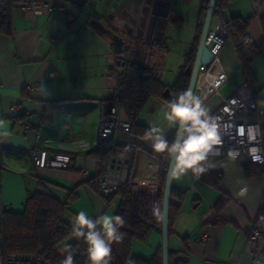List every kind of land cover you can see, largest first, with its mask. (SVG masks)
<instances>
[{
    "label": "crops",
    "instance_id": "crops-1",
    "mask_svg": "<svg viewBox=\"0 0 264 264\" xmlns=\"http://www.w3.org/2000/svg\"><path fill=\"white\" fill-rule=\"evenodd\" d=\"M167 9L170 4V24L162 39L175 38L181 42L185 32L189 33V49L193 44L202 0H163ZM62 7L50 13L25 12L20 4L12 11L13 32L11 36L0 33V120L5 122L9 135L0 137V226L2 211L22 212L26 200L37 188V179L47 180V188L61 201L68 192L76 188L77 199L68 206L67 219L74 220L79 211H85L90 218L113 215L109 204L90 184L97 172V160L87 152L97 144L96 126L100 99L110 95H77V65L63 64L75 40L73 24ZM57 8V9H56ZM205 13L203 15L204 20ZM252 17L247 28L248 37L257 44L264 42V0H228L222 10V17ZM220 16L212 17L210 29L215 27ZM202 20V23H203ZM190 22V24H189ZM65 26L68 29L64 36ZM62 31L60 39L52 42L49 35ZM172 32L175 34L172 38ZM64 36V37H63ZM105 43V42H104ZM72 59V58H71ZM219 68L224 74L221 85L203 102L210 114L241 83L247 75L238 59L235 45L228 40L218 54ZM105 69L115 67L112 52L105 51ZM253 74L251 84L258 102V111L245 113V121L264 123V51L250 65ZM116 69V68H114ZM112 69L111 71H113ZM163 80L161 69L156 70ZM178 74V73H177ZM26 82L37 83L31 92L24 90ZM171 84V83H167ZM107 84L105 92H107ZM108 94V93H107ZM168 103L161 99L150 100L140 112L137 120L159 127L165 137L175 128L164 119ZM27 125L29 127H27ZM71 126L72 134L65 128ZM80 133V136H76ZM48 152L70 156L66 167H44L36 169L31 153L36 146V135ZM72 137L71 143L59 144L58 138ZM144 136L135 137L130 132L117 131L113 142L140 146L129 178L131 181H147L151 174L158 176L159 168L169 162L167 153H156L151 142ZM213 172H222L220 189L229 195V200L216 210L221 198L219 190L196 180L190 172L179 180L173 179V186L185 190L179 207L174 210L169 235V248L184 256L187 264H200L203 257L217 261H231L236 264H253L250 253L252 246L246 240L244 230L256 219L264 205V171L250 166V175H245L242 158L222 157L207 159L204 163ZM247 186L244 197L236 194ZM177 204L178 201L174 200ZM147 243L138 245L132 254L150 258L161 246L160 228L153 229ZM264 244V238H262ZM62 258L67 253L64 247L57 250ZM264 255V253H262Z\"/></svg>",
    "mask_w": 264,
    "mask_h": 264
},
{
    "label": "trees",
    "instance_id": "trees-1",
    "mask_svg": "<svg viewBox=\"0 0 264 264\" xmlns=\"http://www.w3.org/2000/svg\"><path fill=\"white\" fill-rule=\"evenodd\" d=\"M40 1L43 0H0V33L7 36L12 35V11L16 4ZM227 3L228 0L216 1L213 18L218 15L225 22L229 30L228 40H231L235 45L240 64L247 75V82H250L253 77L250 65L264 51V42L257 44L248 37L247 28L251 16L229 17L226 20L222 17V10ZM207 4L208 0H202L193 44L184 55L183 63L173 83H164L158 77L154 67L135 58H122L125 63L121 62L116 66V87L110 96L100 99V102H112L117 108V116L129 124L127 132L135 137L144 136L149 129L148 125L138 122L137 118L150 100L161 99L168 103L170 100L162 96L167 87L174 97L187 90L190 75L185 70L188 65L193 63L202 29V17ZM175 133L176 128L165 139L171 143ZM139 148L138 144L115 143L112 139L104 144H96L93 149L87 152L97 160V167L107 159H128L125 186L115 194L106 196L100 192L98 180L100 171L98 168L96 174L89 181L107 203H110L114 197L118 199L116 210L112 216L120 215L125 220L124 225L120 227V231L124 233L123 240L112 244L110 261L113 264H162L161 247L156 249L150 258H144L131 252L134 240H145L153 229L160 227L164 180L168 166L167 162L166 165L159 168L158 183L131 181L129 175ZM250 166L252 165L245 164L244 173L247 176L251 174ZM191 175L194 177L192 173ZM221 178L222 172H213L209 168L208 171L200 175L199 179L195 178L220 191L221 198L216 205L217 211L229 200V195L220 189ZM45 181L47 180L37 179L38 188L28 196L22 212L2 211L0 234L3 238L5 252L8 254L39 253L50 264H61L65 257L59 256L57 250L62 247L67 238L73 236L75 242L71 245V251L77 250L74 264H88L87 246L82 238L78 239L72 234V224L67 219L68 206L78 198V191L76 188L70 189L66 199L61 201L47 188ZM184 193L185 190L172 186L169 205V235L171 234L174 210L179 207ZM174 200H177L178 203L176 204ZM92 219H96V217H92ZM255 220L256 224L264 226V205L261 206ZM176 255V251L170 250V264H176L173 262Z\"/></svg>",
    "mask_w": 264,
    "mask_h": 264
},
{
    "label": "built area",
    "instance_id": "built-area-1",
    "mask_svg": "<svg viewBox=\"0 0 264 264\" xmlns=\"http://www.w3.org/2000/svg\"><path fill=\"white\" fill-rule=\"evenodd\" d=\"M20 6L25 12L50 13L57 6L56 0H43L40 2H22ZM74 17L67 15L68 23H71ZM63 35L62 31L55 35H49L50 41L54 42ZM229 39V30L225 22L218 18L215 27L209 30L205 45L212 53L210 62L199 66L198 80L194 94L199 96L202 103L211 95L223 82L224 74L219 68L218 54L223 45ZM0 82V88H1ZM37 83L26 82L24 90L31 92L37 87ZM258 102L254 96L251 84L247 81L241 83L236 89L223 100V102L210 115L218 118L220 128L221 143L216 146L214 151L209 154L208 159H218L222 157L233 158L229 152L234 153L235 158H242L244 164L255 166L256 169L264 171V123L245 121L242 115L258 111ZM27 127H29L27 125ZM65 128L71 135V126ZM251 129V132H250ZM117 131H129V124L117 116L116 106L109 101H103L99 104V114L96 126L97 144L110 142ZM80 136V133H76ZM254 135L255 139H249ZM59 144L63 142L71 143L72 137L58 138ZM259 151L256 155L260 160L253 159L252 149ZM32 161L36 169L51 167L62 168L69 163L70 156L63 153L48 152L41 144L40 135H36V146L31 153ZM99 189L103 195L115 194L118 190L124 188L126 183L128 165L122 159L121 162H112V159L105 160L99 165ZM147 182L158 183V176L151 174ZM246 240L252 246L250 256L253 264H264V226L256 224L253 220L244 230ZM0 264H50L39 253H17L8 254L5 252L3 238L0 234ZM110 264H113L110 261ZM176 264H187L179 261ZM200 264H236L231 261H217L213 258L203 257Z\"/></svg>",
    "mask_w": 264,
    "mask_h": 264
},
{
    "label": "clouds",
    "instance_id": "clouds-1",
    "mask_svg": "<svg viewBox=\"0 0 264 264\" xmlns=\"http://www.w3.org/2000/svg\"><path fill=\"white\" fill-rule=\"evenodd\" d=\"M167 111L163 113L164 119L170 127L176 128L173 141L165 139L163 131L156 126H150L145 132V139L151 142L156 153H167L174 159L171 169V178L181 179L191 172L196 179L208 171L204 166L210 153L221 143L218 118L210 115V109L205 106L200 97L191 90L178 93L168 102ZM251 132V129H250ZM183 133V136H181ZM9 135L5 122L0 120V137ZM249 139H255L250 135ZM257 148L252 149L253 159L260 160L256 155ZM234 157V153L229 152ZM248 192L247 186L242 187L236 194L244 197ZM125 220L120 215H101L92 219L85 211H79L72 221V234L82 238L87 248L88 264H110L112 244L120 242L124 233L120 231ZM67 253L61 264H74L71 245L65 244Z\"/></svg>",
    "mask_w": 264,
    "mask_h": 264
},
{
    "label": "rangeland",
    "instance_id": "rangeland-1",
    "mask_svg": "<svg viewBox=\"0 0 264 264\" xmlns=\"http://www.w3.org/2000/svg\"><path fill=\"white\" fill-rule=\"evenodd\" d=\"M123 0H89L83 8L75 7L64 0H58L62 5L59 9L62 10V15L69 13L74 17L72 22L73 35H70V40H75L74 46H71L63 64L73 62L77 65V76L82 79L76 80L77 95H97L101 97L103 94L110 95L116 87V64L113 71L105 69L102 61H104L105 51L108 48L109 53L112 51V38L110 35H102L97 33L90 25V19L94 18L97 11H106L110 5L120 6ZM57 7V6H56ZM57 9V8H56ZM190 24V22H189ZM64 36L68 29L65 26ZM162 30H160L161 33ZM181 42H176L174 33L172 32L173 40L169 39H155L149 41L147 39H136L130 49L121 52L122 56L128 58H135L140 62H145L149 66L154 67L155 70L161 69L164 83H173L179 67L183 62L184 54L189 49V33L185 32ZM63 36V37H64ZM105 42V43H104ZM72 58V59H71ZM107 84V92H105V85ZM108 93V94H107ZM116 202L109 204V212L114 210ZM116 210V209H115ZM71 218L70 223L72 224ZM160 228V227H158ZM74 237L67 238L65 244L72 245ZM148 238L145 240H134L131 247V252L137 249V246L145 245ZM74 259L77 258V250L71 251Z\"/></svg>",
    "mask_w": 264,
    "mask_h": 264
},
{
    "label": "water",
    "instance_id": "water-1",
    "mask_svg": "<svg viewBox=\"0 0 264 264\" xmlns=\"http://www.w3.org/2000/svg\"><path fill=\"white\" fill-rule=\"evenodd\" d=\"M73 2L74 0H68ZM217 0H208V4L206 6L205 16L202 23V29L199 37V41L196 47L195 56L193 63L191 65H188L185 72L190 75L189 84L187 90H191L194 93L196 83L198 80V69L200 65L207 64L210 62L211 58L213 57L210 50L205 45V39L210 29V23L213 17V11L215 9V4ZM163 0H154L151 3H146L147 7L146 9H141L140 15L136 20H139V27L142 28L145 25L146 17L148 14L156 18H162L165 19L166 22L168 21L167 18L169 17V9L170 4L168 8L165 10L164 13L157 12L155 9H160L162 7ZM80 7L81 5H77ZM151 21L148 22V24ZM148 31L150 29H155V24L150 27V24L148 26ZM165 31H161V37H163ZM161 39V38H160ZM112 42L114 46V53L119 54L122 52V44L123 40L118 35L112 36ZM119 61V60H118ZM125 61H122V64H124ZM162 96L167 99L171 100L174 98V95L170 92V89L167 87L162 93ZM181 136H183V133H181ZM122 159L118 158H112V162H121ZM126 163H128V159H124ZM174 165V159L170 158L166 170L165 180H164V188H163V196H162V203H161V223H160V232H161V260L162 264H170V248H169V205H170V195L171 190L173 186V178H171V169ZM184 256L181 254H177L173 258V262L177 263L179 261H183Z\"/></svg>",
    "mask_w": 264,
    "mask_h": 264
},
{
    "label": "flooded vegetation",
    "instance_id": "flooded-vegetation-1",
    "mask_svg": "<svg viewBox=\"0 0 264 264\" xmlns=\"http://www.w3.org/2000/svg\"><path fill=\"white\" fill-rule=\"evenodd\" d=\"M56 1L58 5V0ZM64 1L75 7H78L77 5H81L78 8H83L89 0H74L73 2L68 0ZM153 1L154 0H123L121 5H118V7L110 5L111 7L104 12L97 11L95 17L90 19V25L94 30L97 31V33L102 35H110L111 38L113 35H118L121 37L123 40L122 52L126 49H130L137 38L147 39L149 41L160 39L162 38L160 30H166L167 26L171 22L170 17L167 18L168 21L166 22L165 19L160 17L155 19L153 16L148 14L145 25L142 28L139 27V20H136L140 15L141 9H146V3H151ZM165 5V1H163L162 7L155 10L157 12L164 13L166 8L164 9L163 6ZM149 21H151L149 23L150 27L155 24L154 30L150 29V31H148L147 28L149 26ZM113 50L114 46L112 42V51ZM112 55L116 65H119L123 61L122 58H128L127 56H122L121 53L115 54L114 51L112 52Z\"/></svg>",
    "mask_w": 264,
    "mask_h": 264
}]
</instances>
